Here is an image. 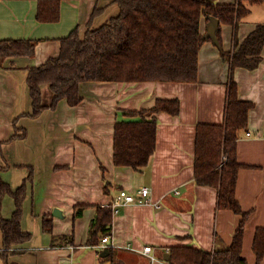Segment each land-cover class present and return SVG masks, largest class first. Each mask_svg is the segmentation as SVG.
<instances>
[{
  "label": "crops",
  "instance_id": "crops-1",
  "mask_svg": "<svg viewBox=\"0 0 264 264\" xmlns=\"http://www.w3.org/2000/svg\"><path fill=\"white\" fill-rule=\"evenodd\" d=\"M114 1H62L59 21L40 23L36 20L38 0H0V40L37 41L33 57L6 59L0 69V178L12 190L26 183L20 226L30 234L27 242L13 247L8 264H166L164 256L170 247L189 245L211 253L232 241L240 216L217 210V190L197 185L193 175L196 126L222 124L229 81L228 63L209 40L198 53L196 83L89 82L81 85L82 101L77 106L61 101L56 109H45L36 118L28 115L32 111L28 70L58 56L59 41L74 29L83 34L88 23L95 29L115 16ZM236 1L216 0L220 5ZM248 9L238 24L239 41L256 24L264 23V2ZM254 13L258 20H252ZM207 23L203 17L201 35ZM219 29L222 50H231L232 27L220 24ZM261 57L256 69L237 68L232 74L238 98L252 104L247 128L236 144L242 168L235 197L249 213L241 253L247 264H255L254 232L264 228V47ZM45 87L42 101L48 104L52 95ZM158 98L178 99L180 111L176 117L155 115L156 145L148 165L140 171L115 167V122L134 120L124 112L150 108ZM30 170L32 182L26 181ZM142 187L149 188L157 206L129 205L112 215L111 257L102 259L104 250L87 243L96 206L110 203L120 190L136 192ZM76 206L84 208L74 218ZM54 210L60 211V217L52 216ZM13 211V198L5 195L0 215L9 220ZM49 216L51 232H46L43 218ZM63 236H72V242L52 246L54 239ZM146 246L152 248L150 255L143 254Z\"/></svg>",
  "mask_w": 264,
  "mask_h": 264
},
{
  "label": "trees",
  "instance_id": "trees-1",
  "mask_svg": "<svg viewBox=\"0 0 264 264\" xmlns=\"http://www.w3.org/2000/svg\"><path fill=\"white\" fill-rule=\"evenodd\" d=\"M62 1L66 0H38L36 20L58 22ZM262 2L264 0H237L232 5H220L216 0H115L118 8L115 16L95 29L88 23L83 34L79 28L74 29L59 41L58 56L28 70L26 83L32 107L28 115L36 118L45 109H56L61 101L70 107L77 106L82 101L80 88L84 83H196L198 53L207 41L200 33L201 19L215 17L221 25L232 27L233 53L222 50L220 29L216 33L221 59L229 64L223 122L197 124L193 175L197 185L217 190V210L232 211L240 216V221L227 248L210 253L189 245L170 247L166 264H247L241 253L249 213L242 210L235 197L237 174L242 168L236 158V144L240 133L247 128L252 104L238 98L232 74L237 68L254 70L262 61L264 23L256 24L242 41L237 36L239 22L249 13L248 5ZM96 12L92 13V18ZM36 44L33 40H0V69L6 59L33 57ZM44 86L52 95L48 104L42 101ZM179 111L178 99L163 98L156 99L150 108L125 111L124 115L134 120L114 124V166L140 171L148 165L156 145L155 115L165 113L176 117ZM26 181H33L32 170ZM25 184L12 190L0 178V210L5 195L14 200L11 218L5 220L0 215L1 264H8L7 258L15 253L13 247L30 239V234L23 232L20 226ZM106 189L104 187V192ZM83 208L76 206L73 217H79ZM112 217L110 209L96 206V217L88 232L89 245L96 246L103 237H111ZM50 218H43L46 232H51ZM71 242L72 236H63L54 239L52 246ZM107 251L109 255L102 259L111 257V249ZM252 252L255 264H260L264 258V228L255 230Z\"/></svg>",
  "mask_w": 264,
  "mask_h": 264
},
{
  "label": "built area",
  "instance_id": "built-area-1",
  "mask_svg": "<svg viewBox=\"0 0 264 264\" xmlns=\"http://www.w3.org/2000/svg\"><path fill=\"white\" fill-rule=\"evenodd\" d=\"M247 135H249L247 133ZM177 194V192H175ZM129 205H153L157 206V204H153L151 201V192L149 188L142 187L136 192H128L125 190H120L110 203L105 204L103 207L106 209H110L112 211V215H116L120 208L129 206ZM110 247V236H105L100 240L97 248L100 250H106ZM152 248L150 246H146L143 248L144 255H150Z\"/></svg>",
  "mask_w": 264,
  "mask_h": 264
},
{
  "label": "water",
  "instance_id": "water-1",
  "mask_svg": "<svg viewBox=\"0 0 264 264\" xmlns=\"http://www.w3.org/2000/svg\"><path fill=\"white\" fill-rule=\"evenodd\" d=\"M206 20L208 21L207 26H206V33L203 36L204 40H209L212 42V44L218 46L219 42L216 36L217 31L219 30V25L220 22L218 19H216L215 17H206ZM60 211L59 210H54L52 212V216L54 217H60ZM108 255V251L107 249L104 250V252H102V254L100 255L101 257H106ZM168 254H166L164 256V260H168Z\"/></svg>",
  "mask_w": 264,
  "mask_h": 264
},
{
  "label": "rangeland",
  "instance_id": "rangeland-1",
  "mask_svg": "<svg viewBox=\"0 0 264 264\" xmlns=\"http://www.w3.org/2000/svg\"><path fill=\"white\" fill-rule=\"evenodd\" d=\"M256 14L254 13V14H252V20H258L256 17H254ZM211 42V41H210ZM216 46V45H215ZM218 49H219V44H218ZM233 51H234V49H233V46H232V48H231V50H229V51H226L227 53H233ZM225 52V51H224ZM229 75V64H228V66H227V76ZM46 88V92H49L50 94H51V92H50V90L48 89V87L46 86L45 87ZM48 93V94H49Z\"/></svg>",
  "mask_w": 264,
  "mask_h": 264
}]
</instances>
